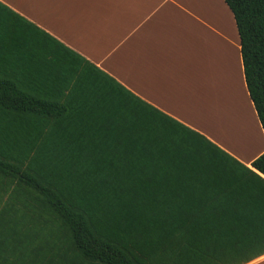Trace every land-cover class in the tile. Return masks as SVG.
Here are the masks:
<instances>
[{
  "label": "trees",
  "instance_id": "obj_1",
  "mask_svg": "<svg viewBox=\"0 0 264 264\" xmlns=\"http://www.w3.org/2000/svg\"><path fill=\"white\" fill-rule=\"evenodd\" d=\"M223 2L264 134V0ZM253 170L0 3V264H246Z\"/></svg>",
  "mask_w": 264,
  "mask_h": 264
},
{
  "label": "crops",
  "instance_id": "obj_2",
  "mask_svg": "<svg viewBox=\"0 0 264 264\" xmlns=\"http://www.w3.org/2000/svg\"><path fill=\"white\" fill-rule=\"evenodd\" d=\"M0 3L115 80L133 97L199 133L253 170L251 162L264 152V134L245 87L235 22L223 0ZM234 78L246 119L235 105ZM202 112L217 119L240 149L228 145L211 124L218 137L207 130L202 123L206 116L203 121L199 116ZM242 120L250 126L251 141ZM246 264H264V255Z\"/></svg>",
  "mask_w": 264,
  "mask_h": 264
},
{
  "label": "bare ground",
  "instance_id": "obj_3",
  "mask_svg": "<svg viewBox=\"0 0 264 264\" xmlns=\"http://www.w3.org/2000/svg\"><path fill=\"white\" fill-rule=\"evenodd\" d=\"M204 85H206L204 83ZM232 87H233V93H234V101H235V105L237 107V109L240 111V114L244 119H246L247 115L245 113V111H243L241 109V107H244V103H242L243 99L241 97V95H239L238 93V86H237V79L235 80V78L233 79L232 82ZM245 108V107H244ZM206 116V120L211 122L212 127L218 132L220 133V135L225 139L226 143H228V145H231L233 147H236V149H240L239 148V142L231 135L229 134V132H227L223 126L221 124H218V122L216 121L217 119H212L211 117H209L208 115L204 114ZM241 127V126H240ZM242 127L245 129L244 131H246V136H247V140L250 139V141L253 139L251 132H250V126L247 123V120L245 122V120H242ZM246 140V141H247ZM241 151V150H239Z\"/></svg>",
  "mask_w": 264,
  "mask_h": 264
},
{
  "label": "rangeland",
  "instance_id": "obj_4",
  "mask_svg": "<svg viewBox=\"0 0 264 264\" xmlns=\"http://www.w3.org/2000/svg\"><path fill=\"white\" fill-rule=\"evenodd\" d=\"M248 111H249V108H248ZM199 116H200V118H201V120L203 121V120H205V117H204V113L202 112V113H199ZM207 121H203L202 123H204L205 124V126H206V129L207 130H209L211 133H213L214 135H216L215 133H214V131H212V129L209 127V124H212L211 122H209L208 121V124L206 123ZM250 132H251V129H250ZM251 135H252V133H251ZM217 136V135H216ZM218 137V136H217ZM241 142V144H242V141H240ZM252 148H251V150L250 151H247V153L248 154H251L252 152Z\"/></svg>",
  "mask_w": 264,
  "mask_h": 264
},
{
  "label": "snow or ice",
  "instance_id": "obj_5",
  "mask_svg": "<svg viewBox=\"0 0 264 264\" xmlns=\"http://www.w3.org/2000/svg\"><path fill=\"white\" fill-rule=\"evenodd\" d=\"M255 155V153H253ZM247 159H251V157H246ZM262 173H264V169L261 170Z\"/></svg>",
  "mask_w": 264,
  "mask_h": 264
},
{
  "label": "water",
  "instance_id": "obj_6",
  "mask_svg": "<svg viewBox=\"0 0 264 264\" xmlns=\"http://www.w3.org/2000/svg\"><path fill=\"white\" fill-rule=\"evenodd\" d=\"M264 177V176H263Z\"/></svg>",
  "mask_w": 264,
  "mask_h": 264
}]
</instances>
